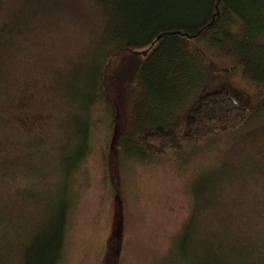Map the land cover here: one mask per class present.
<instances>
[{
  "label": "rangeland",
  "instance_id": "1",
  "mask_svg": "<svg viewBox=\"0 0 264 264\" xmlns=\"http://www.w3.org/2000/svg\"><path fill=\"white\" fill-rule=\"evenodd\" d=\"M240 11L171 67L144 60L126 106L108 82L154 44L109 55L99 0H0V264L61 222V264H264V0ZM222 88L249 117L183 139L201 91ZM139 123L177 124L181 147L149 157L124 133Z\"/></svg>",
  "mask_w": 264,
  "mask_h": 264
},
{
  "label": "trees",
  "instance_id": "2",
  "mask_svg": "<svg viewBox=\"0 0 264 264\" xmlns=\"http://www.w3.org/2000/svg\"><path fill=\"white\" fill-rule=\"evenodd\" d=\"M251 2L255 0H99L109 26L114 29V45L109 55L154 44L145 59H123L120 63L116 75L108 82L116 102L122 105L125 101L127 106L129 98L139 96L130 87L139 81L141 70L151 66V63L146 64L144 60L159 62V56L163 54L169 63L168 67H171L175 54L187 51L189 40L198 45L209 36L235 31L241 21L240 9ZM260 32L264 33V27L260 28ZM261 38L264 41V34ZM149 77L146 80H150ZM99 80L100 93L103 94L101 73ZM250 113V109L236 102L223 88L203 90L184 119L182 138L199 143L210 135L223 134L242 124ZM178 127L177 124L145 126L139 123L127 127L124 133L127 131L146 155L158 158L164 156L168 149L181 147ZM38 236H35L33 248L23 257V264H61L64 249L63 222L50 236ZM107 263H110V257Z\"/></svg>",
  "mask_w": 264,
  "mask_h": 264
}]
</instances>
